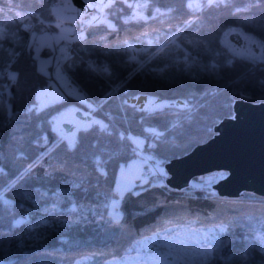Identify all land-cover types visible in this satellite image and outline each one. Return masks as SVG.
<instances>
[{"label": "trees", "instance_id": "obj_1", "mask_svg": "<svg viewBox=\"0 0 264 264\" xmlns=\"http://www.w3.org/2000/svg\"><path fill=\"white\" fill-rule=\"evenodd\" d=\"M53 1L40 0L35 5L34 0H0V10H4L0 13V25L5 20L15 21L9 33L10 36L15 33L14 38L0 42L3 43L0 50V168L4 169L0 189L6 187L9 180L15 179L19 171L35 163L36 158L49 148L54 149L53 155L60 153L63 156L61 149L69 141L53 128L52 116L69 106L88 110L105 122H119L123 117V123H117L116 130L128 129L127 134L142 136L145 142L142 150L150 153L147 157L164 165L171 158L185 154L183 149L189 143L191 147L188 151L211 137L213 125L223 117L234 116V99L242 98L251 103L264 101V88L257 84L264 81V63L245 59L246 55L234 52L223 41L228 30L239 29L264 44V5H257L251 13L234 15L227 10L202 7L207 0H200L199 7L191 8L188 7L189 0H129L130 3H148L144 16L150 15L151 18L133 19L125 24L122 14L109 16L107 9L98 7L82 11L76 8L85 15L78 16L74 21L72 36L65 34L60 38L67 46L60 66L79 89L86 85L83 92L86 102L81 103L76 96L66 94L62 99L37 108V91L55 80L53 62L58 47L55 40H50L47 25L56 32L59 28L57 24L69 21L59 18L54 10L63 2L54 5ZM84 1L87 5V0ZM106 3L108 0H96L97 5ZM33 6L45 13L42 18L44 23L41 25L34 20V26L25 30L19 21L20 14L16 12ZM49 8L53 10L51 15L48 14ZM157 8L163 15L156 13ZM95 11H98L99 17L95 24L107 25L111 20L117 31L96 27L92 18H88ZM45 28L49 31V40L54 42L53 46L48 43L35 45L37 41L31 37V31ZM81 28L87 39L77 41ZM99 33L107 36L106 44H100ZM259 51L258 56L264 57V49L259 48ZM186 56L192 57L187 61L192 65L191 75L181 71ZM41 58L46 59L43 64L47 71L39 68ZM228 60H232L231 66ZM213 63L218 65L215 70L210 67ZM104 66L109 68L108 73L101 70ZM162 67L166 68L163 73L158 71ZM238 92L239 96L236 95ZM133 95L176 102L169 103L170 107L162 110L155 109L149 121L144 123L137 117L145 113L124 106V100L129 99L131 103ZM87 102L97 111L88 109ZM135 103L137 107L142 106ZM26 107H34L37 111L26 114ZM13 112L15 114L10 118L9 113ZM129 120L135 122L130 124ZM149 126L164 132V137L156 140L141 131L142 127ZM83 129L76 131L74 140L78 146L94 142L93 137L100 135L94 130L84 132ZM43 138H47V143L38 145L37 139L43 141ZM126 143L127 150L108 164V176L102 178L105 189H115L119 165L137 154L132 151L136 146ZM150 144L157 147L151 148ZM48 168L49 164L40 160L26 177L25 190H28V185H43L49 189L50 196L54 188L67 190L69 186L63 183L61 177L54 180L45 177ZM85 170L91 173L90 168ZM220 171L226 173L225 170ZM213 173L216 171L191 178L189 184L181 188L171 187L156 176L148 177L157 185L155 187L144 185L142 181L136 182L137 191L142 195L126 196L122 202L121 211L127 220L122 226L105 225L100 216H94L87 210L81 215V205L100 212L104 210L99 208L100 200L93 198L94 191L85 197L83 192L73 190L79 193L72 196V202L78 209L76 213L66 211L72 203L64 198L51 216L35 211L34 216L28 217L32 223L36 219H48L47 225L33 227L25 224L17 229L7 223L0 224V258L9 260L7 264H71L75 259L95 255L91 262L95 260V264H100L104 259H123L136 252L133 245L155 232L162 235L163 230L173 231L179 226L190 232L225 225L228 233L222 235L231 240L230 254L238 264H264V194L243 190L240 192L243 194L226 195L218 193L212 186L203 189L192 187ZM72 178L67 177L69 180ZM90 179H95V173ZM14 196L13 191L5 198ZM24 203L25 208L35 207L30 202ZM53 203L54 200L49 199L41 202L39 207L52 208ZM240 257L243 260H239Z\"/></svg>", "mask_w": 264, "mask_h": 264}, {"label": "snow or ice", "instance_id": "obj_2", "mask_svg": "<svg viewBox=\"0 0 264 264\" xmlns=\"http://www.w3.org/2000/svg\"><path fill=\"white\" fill-rule=\"evenodd\" d=\"M40 0H34V4L38 5ZM257 5H264V0H240L239 3H236L235 0H207L206 7L209 10L219 9L227 10L231 14L240 15L243 13H251L253 8ZM87 7L89 9L103 8L108 10L109 16H115L122 14L125 19L124 23L127 24L133 19H143L148 20L151 16H140L139 13L143 10L149 8L148 3H130L129 0H108L106 4L97 5L95 3H88ZM191 8V5H188ZM39 7H27L21 10H18L16 13H19V21L23 24L26 20H38L42 25L44 23L45 13L38 11ZM9 13L11 10H8ZM156 13H160V9L157 8ZM4 10H0V13H3ZM130 13V14H129ZM48 14H53L52 9H48ZM79 15L83 16L84 13ZM92 20L95 24L99 20V17L93 15ZM15 21L5 20L3 25H0V42H7L14 38L15 33L11 36L9 33L12 31L11 24ZM25 30H28V25L23 24ZM96 27H104L105 30H111L112 32L117 31L116 25L109 20L107 25L95 24ZM56 27H60V24H57ZM235 31V30H233ZM97 33H90V35H95ZM100 35V44H106L107 36L103 33ZM77 41L87 39L84 35V30L81 28L80 35L76 37ZM250 42L256 44L258 48L264 49V44L259 43L255 38H248ZM3 49V43H0V50ZM245 59L252 60L253 63L260 62L264 63V57L257 56L255 53H252L249 56L244 57ZM192 59L190 56L185 57V66L181 68V71H187L189 74H192V65L187 64V61ZM228 65H232V60L227 61ZM91 69V65L88 66ZM211 70L218 68V65L213 63ZM104 73L109 72V68L104 66L101 69ZM155 70V69H154ZM166 68H159L158 71L163 73ZM209 70V69H205ZM10 79H15V77H9ZM257 84L259 87L264 88V81H258ZM86 91V85L84 88L78 89V93H83ZM67 95L71 96L72 92L69 91ZM239 96V92L236 93ZM77 98L81 100V103H85L83 95H78ZM140 97L133 95L131 97L132 102L130 103L129 99L124 100L125 107H131L133 111H138L140 113H145L146 115L137 117L144 123L149 121V117L155 109H164L170 107V105L165 103H158L155 99L148 98V105H142L137 107L135 101H138ZM150 106H154L150 107ZM174 106V105H171ZM187 107V105H185ZM87 108L91 109L92 112H96L97 109L91 103L87 104ZM26 114H34L37 109L34 107H26ZM78 111V110H77ZM15 113H9L10 118ZM235 118V117H234ZM56 118L53 117V120ZM123 117L121 121H109L105 122L100 119H93L90 123H87L83 129L84 132H89L94 130L98 132L99 136H94V142H88L87 145L80 144L78 146L77 142L74 139H70L69 142L65 145L61 151L63 156L61 157L60 153L53 155L54 149L49 148L47 151H44L37 158L35 163L29 164L22 171H19L16 174L15 179L8 181L7 186L0 189V224L7 223L11 228H21L25 224H30L33 227H41L42 225L48 224V219H36L34 223L28 220V217L34 216L35 211H43L51 216L53 211L56 209L57 205L62 203L64 198L72 203L70 208H67L66 211L69 213H76L78 211L76 203L72 202L73 195H79V193H74L73 190H79L85 194V197L89 195L91 191H94V199L100 200L99 208L103 209V212H100L94 208L86 207L84 205L80 206V213L83 215L84 211L87 210L92 212L94 216H100L101 220L104 221L105 225L115 224L117 226H122L127 223L125 219L124 212L121 211L122 202L127 198L133 196L142 195L141 192L137 191L136 181H142L144 185L152 184L153 187L157 186L148 179L149 176H166L167 173L160 169L158 172L152 171L147 174H143V169H140L141 174L128 179L126 173L133 167L129 164L125 168L120 166L121 178L115 180V189L107 188L105 189L102 184V178L108 176V164L110 161L117 160L128 148V143L134 144L136 147L132 149L133 152H138L142 150L144 146V140L140 139L138 136H133L127 134L128 129L125 131L116 130L117 123H123ZM11 122V120H10ZM135 121L129 120L128 123H134ZM173 128L176 125H172ZM141 131L147 133L156 140H160L164 137V132L158 131L156 127H142ZM63 137L61 138V143L63 142ZM41 142L47 143V138H43V141L37 139V144ZM55 147H59L56 145ZM149 147L156 148V144H150ZM191 147L189 143L184 149V152L188 151V148ZM23 151V149H21ZM47 157V159H45ZM146 159H151L147 157ZM40 160H44L45 163L49 164L48 170L44 173L45 177L48 180H54L57 177L63 179V183L68 185L67 190L60 188H54L51 190V196L49 195V189L44 187H35L28 185V190H25V185L27 184L26 177L29 176ZM81 165L85 167H81ZM85 168H90L91 173L86 171ZM92 173H95V179H90ZM4 169L0 168V177H3ZM68 176L73 177L71 180L67 179ZM225 179L226 176L221 175L209 176L206 179H203L199 183H194L193 188H205L211 187L217 179ZM23 182V183H21ZM0 183H3L0 180ZM19 185V187H17ZM15 192V196L12 198H5L6 194L9 192ZM103 198L102 200L100 198ZM53 199L54 203L52 208L47 206L40 208L41 202L48 201ZM25 201L30 202L34 207L25 208ZM20 209H23L21 212ZM19 216L20 218H17ZM107 217V219H105ZM218 229V231H217ZM228 233V227L225 225H216L214 227H209L207 229H195L190 230V234L186 236H181L180 234L173 232L170 229L163 230V238L161 237V232H155L152 237H146L143 240H139L133 247L140 246L144 249L151 250V254L146 253L147 258L152 260L156 258L158 264H238V261L230 254L232 249L230 248L231 240L227 235H222ZM264 239V238H262ZM239 260H243V257H240Z\"/></svg>", "mask_w": 264, "mask_h": 264}, {"label": "water", "instance_id": "obj_3", "mask_svg": "<svg viewBox=\"0 0 264 264\" xmlns=\"http://www.w3.org/2000/svg\"><path fill=\"white\" fill-rule=\"evenodd\" d=\"M72 3L82 11L89 9L84 0ZM233 110L234 116L213 125L214 133L206 141L164 163L166 184L186 187L191 178L225 170L226 178L211 185L218 193L238 195L253 190L264 194V101L234 99ZM9 262L0 258V264Z\"/></svg>", "mask_w": 264, "mask_h": 264}, {"label": "rangeland", "instance_id": "obj_4", "mask_svg": "<svg viewBox=\"0 0 264 264\" xmlns=\"http://www.w3.org/2000/svg\"><path fill=\"white\" fill-rule=\"evenodd\" d=\"M87 3H92V2L91 0H87ZM135 3L143 4L144 2L137 1ZM188 4L193 7H199L200 0H189ZM76 8L77 7L74 6L72 0H65V1L63 0L62 4L54 7V10L59 18L69 19V21L60 24V27L56 29V37H55L56 39L54 37H51L50 39V40H55V42L57 43L56 45L58 47L57 50L58 53L53 62V73L55 80L51 81L47 86L42 87L37 91V96H36L37 108H40L46 105L47 103L64 98L69 91L72 92L73 96L77 97L78 95H83L84 97V93H78V89H79L78 86L74 82H72L70 77L65 73V71H63V69L60 66L61 65L60 62L63 60V58L66 56L67 53V46L64 42H61L60 38L62 35L65 34L69 36L73 35V31L75 27L74 21L77 19L78 16H80L79 15L80 12H78ZM93 15L98 16V11L91 12L88 18H92ZM139 15L144 16V10L140 12ZM31 37H35V41H37V44L35 43V45L41 46L44 45L45 43L52 45L54 43V42L52 43V41L49 40V31L46 28L40 30H32ZM246 37L255 38L252 35L247 34L239 29H230L225 33L223 37V41L234 52L238 54L249 56L252 53H255L258 56L260 53L259 48L256 46V44L251 43L250 39H246ZM255 40L258 41L256 38ZM43 61H46V59L41 58L39 60V68L41 70L47 71L45 65L43 64ZM138 97H140V99L136 102L140 103L141 105H148V98L155 99L158 103L169 104L176 102V101L160 100L151 96H138ZM88 103L89 102H87V104ZM150 107H154V106H150ZM53 117H55L56 119L53 120ZM93 119H97V118L91 115L88 112V110L72 105L54 114L52 116V125L53 128L59 134H61L69 141L70 139H75L77 129L84 128L85 125L87 123H90L91 120ZM133 136H138L140 139L143 140V137L140 135H133ZM147 156H150L148 150H140L137 152L136 155L132 156L128 161L122 162L117 169L116 180H119L121 178L120 166H124L126 168L127 165L129 164L133 165V167L126 173V177L128 179H132L133 177L140 175L141 168L143 169V174H147L152 171L158 172L160 169H163L165 171L164 165H160L157 161L154 162L153 160L152 163H149V161L146 159ZM221 175H225V173H222L221 171H216V173H213L210 176L220 177ZM166 176L163 177L156 176V177L158 180L161 181L163 180L165 182ZM218 180L219 178L216 181ZM136 182H141V181L137 180ZM173 232H176L181 236H186L190 234L189 231H186L185 228L180 226L175 230H173ZM148 237H152V236H148ZM160 238H163V234L161 235ZM135 249L136 252L127 255L123 259H119V258L104 259L103 261L100 262V264H158L156 258H153L152 260H149L147 258L146 253L151 254V250L144 249L140 246H137ZM94 258L95 255H89L87 257L75 259L71 264H91V263L95 264L96 263L95 260H93L92 262L90 260Z\"/></svg>", "mask_w": 264, "mask_h": 264}, {"label": "built area", "instance_id": "obj_5", "mask_svg": "<svg viewBox=\"0 0 264 264\" xmlns=\"http://www.w3.org/2000/svg\"><path fill=\"white\" fill-rule=\"evenodd\" d=\"M60 2H63V0H54L53 4L56 5V4L60 3ZM91 2L96 4V0H91ZM23 24H27L28 28H32L34 26V24H35V21L34 20H26V21L23 22ZM23 24H22V26H23ZM47 28L50 30V35H51L50 37H54L55 38L56 32L53 31V29L50 28L49 25H47ZM149 163H152L151 159H149Z\"/></svg>", "mask_w": 264, "mask_h": 264}]
</instances>
